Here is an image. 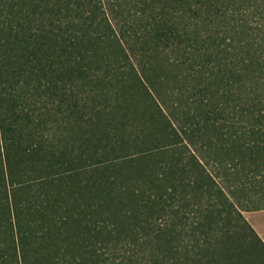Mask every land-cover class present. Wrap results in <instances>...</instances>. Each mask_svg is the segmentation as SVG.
I'll return each instance as SVG.
<instances>
[{"label": "trees", "instance_id": "obj_1", "mask_svg": "<svg viewBox=\"0 0 264 264\" xmlns=\"http://www.w3.org/2000/svg\"><path fill=\"white\" fill-rule=\"evenodd\" d=\"M262 188L264 0H0L4 264H245Z\"/></svg>", "mask_w": 264, "mask_h": 264}, {"label": "rangeland", "instance_id": "obj_2", "mask_svg": "<svg viewBox=\"0 0 264 264\" xmlns=\"http://www.w3.org/2000/svg\"><path fill=\"white\" fill-rule=\"evenodd\" d=\"M107 1H112L113 3L115 2V0H107ZM130 20L132 22L134 19L130 18ZM161 108L163 109L164 113L168 116V114H169L168 110H166L164 108V106H161ZM136 109L137 110L139 109L141 112L138 113L136 111ZM150 117L151 116H150L148 110L145 108V105L142 102L137 107L134 106L132 109L130 108L127 111V119H126V121L133 125V124L139 123L144 118L148 119L150 121ZM164 122H165V120H164ZM153 124H154V122L151 123V125H150V131L152 129L154 131H158V128L154 127ZM161 124L163 125V118H162V123H160L158 125L159 128L162 127ZM158 137H160L162 139H165V136H163L161 133L158 134ZM33 184H35V183H33ZM34 186H35L34 188H37L36 185H34ZM60 190L61 189H60L59 185L51 187V191H53V192H57V191H60ZM40 191H41V189L38 188V189H35L34 192H31V193L38 195ZM68 196H69V194H67L65 192L63 194L64 198H61V199L64 200V199L68 198ZM2 201H7V200L4 197L3 191L0 190V206L3 204ZM33 201H36V200H33ZM37 201H38V199H37ZM237 203H238V205H239V207H240V209L242 211V214L244 213L243 216L245 215L244 217L246 219H248L247 221L250 223L252 221V218H251L252 211L256 210V209L264 208V188H262L259 191V194L254 198V201H237ZM3 239H4L3 225L0 222V242ZM10 257H12L13 259L15 257L14 252L12 250H10ZM242 259H243L245 264H264V248L262 246H258L256 249L249 251ZM5 262H12V261L0 258V264H4ZM13 264H14V261H13Z\"/></svg>", "mask_w": 264, "mask_h": 264}, {"label": "crops", "instance_id": "obj_3", "mask_svg": "<svg viewBox=\"0 0 264 264\" xmlns=\"http://www.w3.org/2000/svg\"><path fill=\"white\" fill-rule=\"evenodd\" d=\"M251 218V226L264 242V208L253 210Z\"/></svg>", "mask_w": 264, "mask_h": 264}]
</instances>
